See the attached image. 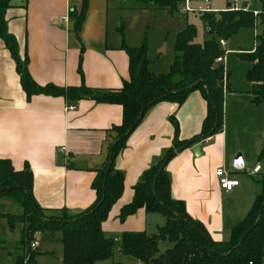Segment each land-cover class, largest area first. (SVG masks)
<instances>
[{
	"label": "crops",
	"instance_id": "1",
	"mask_svg": "<svg viewBox=\"0 0 264 264\" xmlns=\"http://www.w3.org/2000/svg\"><path fill=\"white\" fill-rule=\"evenodd\" d=\"M131 1L86 0L78 35L73 32L74 19L69 14L79 13L81 0H12L5 18L20 54L25 51L27 55L28 72L37 85L73 87L83 82L92 89L118 90L129 78L128 57L122 46L141 45L133 43L120 25L124 14L146 8L136 7ZM161 11L168 15L167 22H172L173 14ZM132 20L136 23L137 16L133 15ZM186 20L176 33L187 24ZM80 54L82 80L77 73ZM228 83L231 91L224 93L222 131L197 143L198 156L192 154L191 145L165 167L172 199L182 202L187 215L217 242L227 241L230 229L247 215L262 191L260 180L264 176L260 169L258 174L250 172L248 178H241V172L232 169L236 152L242 154L244 167L253 156L258 160L264 106L250 103L248 83L234 86L229 78ZM205 115L206 103L197 91L179 107L160 102L146 111L114 162L115 170L124 176L123 191L102 225L106 238H120L123 232H144L148 217L158 215L139 209L124 221L118 218L120 209L130 203L133 187L142 174L171 147L174 128L170 118L177 122L179 140L186 141L200 133ZM121 120L122 109L117 105L47 96H33L26 101L14 62L0 40V159L9 160L15 171L28 166L32 197L41 208L77 214L94 202L91 183L95 173L91 170L105 162L114 142L110 130ZM217 169L238 180V187L229 193L221 191ZM257 176L261 177L255 179Z\"/></svg>",
	"mask_w": 264,
	"mask_h": 264
},
{
	"label": "trees",
	"instance_id": "2",
	"mask_svg": "<svg viewBox=\"0 0 264 264\" xmlns=\"http://www.w3.org/2000/svg\"><path fill=\"white\" fill-rule=\"evenodd\" d=\"M81 1L79 13L72 11L69 14L74 19L75 35L80 32L87 7L86 0ZM135 1L173 14L181 8L184 0ZM258 1L264 5V0ZM11 2L0 0V40L14 62L26 101L33 96L60 97L73 102L91 100L97 104L117 105L122 109L120 125L110 130L114 142L105 162L91 170L95 173L91 183L95 200L80 213L69 214L64 209H43L38 206L32 197V175L28 166L25 165L22 171H15L9 160L0 159V199L11 201L20 209L15 214L0 211V221L5 220L11 228L21 226L18 239L20 253L12 264H37L38 254L31 244L35 236L43 232L59 233L62 264H95L109 260L114 241L105 237L102 225L108 219L112 206L121 197L124 180L123 174L114 168L115 159L146 111L160 102L179 107L195 91L206 103L200 133L190 140H179L177 122L171 117L174 128L171 147L142 174L133 187L130 203L123 206L118 214L119 220L124 221L143 209L146 213L161 215L165 223L157 228L154 235L123 232L119 238L118 253L140 264H264V176L260 180L262 191L247 215L230 229L227 241L217 242L210 239L199 222L187 215L182 202L172 199L170 179L165 170L167 163L177 153L222 131L224 93L231 90L228 73H225L222 61H217L225 55L219 41L225 42L240 29H254L257 24L260 27V33L255 37L257 45L253 49H239L233 55L250 65L245 73V80L250 85V103L264 106V12L253 15L252 11L255 10H226L198 14L204 32L211 37L201 44L195 43L196 29L186 24L176 33L174 59L165 74L155 75L149 71L144 41L137 48L123 45L122 50L128 57V80L118 90H98L87 87L83 82L78 86L59 87L52 84L39 86L33 81L28 72L27 55L25 51L20 54L17 42L7 28L5 15ZM81 60L80 54L77 73L82 80ZM198 81L203 83L190 89ZM261 139L258 160L264 158V130ZM162 241L169 242L171 248L160 252L158 246ZM3 250L4 245L0 240V253Z\"/></svg>",
	"mask_w": 264,
	"mask_h": 264
},
{
	"label": "rangeland",
	"instance_id": "3",
	"mask_svg": "<svg viewBox=\"0 0 264 264\" xmlns=\"http://www.w3.org/2000/svg\"><path fill=\"white\" fill-rule=\"evenodd\" d=\"M130 1V0H129ZM133 1V0H132ZM131 3L139 8H145L143 10H137L134 13L124 14L120 25H123L124 32L127 33L128 37L133 43L145 42L146 45V56L149 61L150 70L154 71L155 74H165L168 72L169 67L174 59V45L176 40V31L180 27L181 23L185 22L188 25H192L196 29V38L194 42L201 44L208 40L211 36H208L204 32L203 24L199 19L198 14L195 13H184L181 9L173 13L172 22H167V14L157 9V7H148V5L133 1ZM208 7L211 12L219 13L225 12L227 4L231 3L232 0H207ZM244 0H236V9L243 8ZM251 10L256 12H264V5L258 0H249ZM201 4V0H189L187 1V7L196 10ZM234 8L233 6H231ZM149 8V9H147ZM136 15V23L133 22L132 16ZM180 21V22H179ZM134 23V24H133ZM131 24H133L131 26ZM260 33L259 24L254 29L243 28L240 29L234 36L225 41V46L220 47L221 50L226 51L222 66L227 70L229 74V80L232 85L243 87L247 84L245 80V73L249 69L250 65L246 62H242L237 56L233 55L230 50L239 49H250L257 45L256 35ZM263 108V107H259ZM232 128V126L230 125ZM239 131V130H238ZM231 132V131H230ZM242 155L240 152H236V155ZM234 156V157H235ZM256 164L261 166V174L264 173V158L257 160V157L253 156L249 160L246 166L240 171L241 178H248V173L251 172L252 167ZM261 176H257L258 179ZM249 179H252L250 177ZM0 211L3 213L15 214L19 213V207L6 199L0 200ZM164 225V220L159 215H150L146 221L145 233L147 235L156 234L158 227ZM21 226L17 225L11 228L5 220L0 221V240L2 241L5 252L11 254L9 258L6 253H0V264H12L13 259L20 253L18 250V239L19 231ZM114 241L112 250V256L109 260L104 262H98L96 264H140L133 258L124 257L118 253L119 237L111 236ZM59 233L51 234L49 232H43L35 236L34 242L37 245L35 251L37 252L36 262L37 264H62V246L60 243ZM160 252H163L171 248V244L167 241H162L159 244ZM2 254V255H1Z\"/></svg>",
	"mask_w": 264,
	"mask_h": 264
},
{
	"label": "built area",
	"instance_id": "4",
	"mask_svg": "<svg viewBox=\"0 0 264 264\" xmlns=\"http://www.w3.org/2000/svg\"><path fill=\"white\" fill-rule=\"evenodd\" d=\"M187 1L189 0H184L183 1V4H182V7H181V10L184 12V13H195V14H202V13H210V9L208 7V1L207 0H201V4L197 7L196 10H192L190 8L187 7ZM250 1L249 0H244L243 1V8L242 9H236L235 5H236V0H232L231 3H230V6L227 10H231V11H237V10H241V11H244V12H247V11H252L251 10V7H250ZM231 6H233L234 8H232ZM253 15H257L258 12L256 11H252ZM224 41L220 40L219 41V45L222 47L224 46ZM218 62L220 61H223V59H218L217 60ZM69 110H73V107H69L68 108ZM64 149L62 148L61 151H63ZM260 166H255L252 170H251V175H255V174H258L260 172ZM215 176L217 178V184H218V187L221 191L225 192V193H229L231 192L232 190H234L236 187H238V180L234 179V178H230L228 176V174L223 170V169H217L215 171ZM38 235V234H37ZM31 248L34 249L35 248V242H33L31 244Z\"/></svg>",
	"mask_w": 264,
	"mask_h": 264
},
{
	"label": "water",
	"instance_id": "5",
	"mask_svg": "<svg viewBox=\"0 0 264 264\" xmlns=\"http://www.w3.org/2000/svg\"><path fill=\"white\" fill-rule=\"evenodd\" d=\"M229 4H228V8H229ZM216 17L219 19V15L216 14ZM219 69H222V66H219ZM220 80L222 81L223 80V76L220 78ZM203 82L202 81H198L196 82L195 84H193V86H191L190 89L196 87L197 85L199 84H202ZM141 117V116H140ZM139 117V118H140ZM133 129V127L130 129V131ZM129 131V132H130ZM199 150H200V146L198 144H195L191 147V152L194 156H198L199 155ZM232 169L235 170V171H241L243 168H244V162H243V159H242V156L240 154L236 155L235 158L233 159L232 161ZM163 167V166H162ZM161 167V169H162ZM160 169V171H161ZM30 205L31 207L33 208V210L35 211V213L37 214V216L40 218V214L39 212L37 211V209L34 207V205L30 202Z\"/></svg>",
	"mask_w": 264,
	"mask_h": 264
}]
</instances>
